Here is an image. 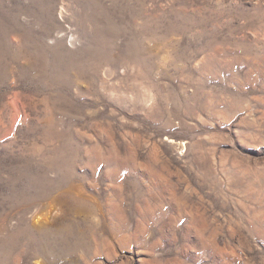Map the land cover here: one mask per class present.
Wrapping results in <instances>:
<instances>
[{
    "label": "rangeland",
    "instance_id": "374dc122",
    "mask_svg": "<svg viewBox=\"0 0 264 264\" xmlns=\"http://www.w3.org/2000/svg\"><path fill=\"white\" fill-rule=\"evenodd\" d=\"M0 264H264V0H0Z\"/></svg>",
    "mask_w": 264,
    "mask_h": 264
}]
</instances>
